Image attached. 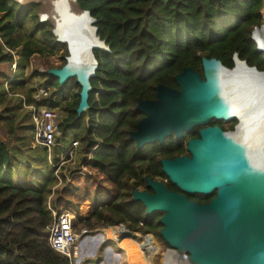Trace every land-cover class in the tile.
Masks as SVG:
<instances>
[{"label":"trees","instance_id":"obj_1","mask_svg":"<svg viewBox=\"0 0 264 264\" xmlns=\"http://www.w3.org/2000/svg\"><path fill=\"white\" fill-rule=\"evenodd\" d=\"M77 4L95 19L96 35L109 51L93 50L98 65L90 78L89 108L77 113L79 87L77 98L65 103L59 115L58 130L62 142L77 139L85 151L99 142L89 165L115 187L116 193L106 197L98 190L86 189L67 194L73 189L66 184L57 190L56 205L78 210L82 202L90 200L88 214L80 217V231L120 221L117 223L161 238V213L147 215L140 202L131 201V190L144 187L145 176L165 178L161 159L183 153L184 144L167 138L163 144L155 142L137 149L129 139V132L142 117L135 109L137 99H154L157 84L177 87L174 78L185 67L202 74V57H215L231 68L237 53L249 66L264 71L263 52L251 39L253 28L262 23L264 0H77ZM39 8L38 2L0 0V64H7L13 73H0V119L8 134L6 141L0 138V264H71L48 243L46 226L51 217L46 199L54 185L49 191L44 184L27 186L14 171L24 163L18 151L24 143L17 132L22 133L24 122L31 118L19 95L30 104L38 88H50L54 94L64 87L46 71L34 68L33 75L24 73L35 54L54 55L61 49L60 67L65 64L66 45L55 40L48 20H38ZM28 24H33L35 31L28 33ZM35 75L38 85L26 88L28 79ZM50 106L55 108L57 102ZM85 118L83 133L69 138L68 132L79 129ZM198 197L199 201L204 199Z\"/></svg>","mask_w":264,"mask_h":264},{"label":"water","instance_id":"obj_2","mask_svg":"<svg viewBox=\"0 0 264 264\" xmlns=\"http://www.w3.org/2000/svg\"><path fill=\"white\" fill-rule=\"evenodd\" d=\"M82 13L87 14L97 41L102 43L87 47L94 66L91 69L75 67L80 38L73 29L65 37H59V14L53 10L51 32L56 41L66 45L67 55L64 65L46 70L57 78L59 86L75 78L80 87L78 114L89 108L90 78L98 65L93 50L109 51L108 45L96 35L95 19L88 10L80 9ZM263 25L262 16V23L253 28L251 39L264 58V49L254 38V32ZM201 65L202 74L185 67L174 78L177 87L157 84L154 99H137L135 109L143 117L129 132V139L137 149L162 143L172 134L179 139L196 126L203 128L198 138L188 140V154L161 159L163 173L181 193L145 176V185L152 193L132 188L131 201L140 202L147 215L162 213L159 218L161 238L157 239L175 264H264V138L253 146L239 137L241 117L233 113L230 99L234 95L246 98L236 83L235 72L240 66L263 76V83L258 87L248 85L255 93L246 100L255 107L264 106V71L249 66L237 53L233 54L231 68L215 57H202ZM212 119H235V129L223 131L218 126H209ZM214 191L215 196L203 203L185 195H207Z\"/></svg>","mask_w":264,"mask_h":264},{"label":"rangeland","instance_id":"obj_3","mask_svg":"<svg viewBox=\"0 0 264 264\" xmlns=\"http://www.w3.org/2000/svg\"><path fill=\"white\" fill-rule=\"evenodd\" d=\"M16 1L19 2L20 4H26L28 2L40 3V8L37 13L38 20L39 21L48 20L53 27L54 24V20L52 18L53 0H16ZM69 2L71 3V7L73 11L75 12L80 11L79 5L77 4L76 0H69ZM43 15H45L44 18L41 17ZM262 16L264 19V10L262 12ZM26 28L28 33L31 32L32 30L35 31V27L33 24H28ZM35 33L37 37L38 32ZM61 52L62 50L60 49L54 55H44V56L38 54L33 55L29 61V64L24 68L25 75H31V74L33 75L32 69L34 68H36L38 72H44L50 67H60L61 55H62ZM2 72L5 75H10V76L13 75L7 64H0V73ZM28 81L30 83L29 86L28 85L25 86L26 88L33 87V85L37 86L38 76L37 75L33 77L31 76V78L28 79ZM43 81H44L43 77H40L39 82L42 83ZM78 89L79 86L77 85L75 78L69 79L67 84L64 85L62 91H55L53 97L49 101V104L46 103V106H49L52 102L53 103L57 102V106H55V108L61 114L63 111L62 109L65 106V103H70L71 101L77 98V92L79 91ZM16 103L17 102L14 100V104ZM25 111H26L25 109L21 111L20 116L24 115ZM2 114L3 112L0 109V115ZM85 119L81 121L79 129L68 132L69 138H71L76 133L78 134L83 133L85 129L84 128ZM32 128H33V122L29 117L24 122L22 133L17 132L18 135L21 134V139L24 143L23 145L20 144L18 147L19 154L22 155L24 163H22V165L18 167H15L14 171L16 172L17 176H20L21 179L19 181H22V184H26L27 186L30 187H36V186H40L41 184H44L46 191H49L50 187L56 184V180L54 177L53 169L48 162L47 152L39 146L34 148L30 147L32 141ZM0 138L3 141H6L8 139V134L1 119H0ZM79 163H81V160H78V167L79 166L81 167ZM16 165L17 164H15V166ZM83 166L86 167L85 168L86 170H83L81 168L82 174L73 175L70 181L66 180L65 185L68 184L73 189V192H66L67 194L70 193L73 194L76 191L77 193H80L85 191L86 189L98 190L101 193H103L106 197L116 193L115 187L111 183L107 182L104 176L99 171H97L95 168L91 167L88 164H84ZM16 180H18V178H16ZM62 188H64V184L60 190H62ZM85 203H87V207L84 205ZM82 205L84 206L81 208ZM90 205H91L90 200H85L84 202H82V204L79 205L78 212L81 215L80 217L86 216L88 214L90 210ZM80 217H76V221H75L76 233L82 230V221L80 220ZM116 222L106 226L98 224L95 225V227L92 230H83L84 234L80 237V240L78 242L80 247L79 248L80 259L83 258V260L79 264H114L113 258L107 259L108 257H106V255L104 254V252L108 250L109 247L113 249V250L111 249L113 255L116 253L121 254L120 255L121 264H130L131 261H134L132 260L133 257L131 256L129 257L124 254L125 252V251L123 252L124 249H122L120 242H118V239L115 238V235L117 234L116 227L120 229V227L123 226ZM134 231L139 232L138 230H134ZM142 236L143 237L150 236L152 238H145L144 240L143 239L138 240L137 246L141 242L146 246L145 241L146 239H148L149 241H151V243H153V250H154L153 253H150L146 246L147 250L145 252H142L144 260L146 262L151 261L154 262L155 264H161L163 261L162 259L163 252L165 251V246L163 245V243L159 241L157 237H155L150 233L142 234ZM106 237L111 240L104 241ZM130 240H135V238H130ZM86 241H88V245L85 243V247H81L80 245ZM133 249H134V253L137 255V259H141L140 257L141 255H139V253L135 251L136 248ZM73 264H76V260H73Z\"/></svg>","mask_w":264,"mask_h":264},{"label":"built area","instance_id":"obj_4","mask_svg":"<svg viewBox=\"0 0 264 264\" xmlns=\"http://www.w3.org/2000/svg\"><path fill=\"white\" fill-rule=\"evenodd\" d=\"M0 43L2 44L1 39ZM14 59H16L15 55ZM11 69L13 72L15 71V62L12 63ZM53 95L50 88L40 87L33 95V102L30 104L25 103L22 95L19 96L22 98L23 106L30 114L33 122L31 147L39 146L47 152L48 162L53 167L56 178V184L52 187L46 199V207L51 217L50 223L46 226L48 243L54 251L68 258L71 264H73V260H76L77 264L80 259L78 242L84 232L76 233L75 221L76 217L81 215L78 210H74L70 206L56 205L59 197L57 190L63 184L65 185L66 180L70 181L73 175L82 174L81 168L86 170L83 165H89L95 150L99 147V142L94 143L88 151L80 147L77 139H68L67 143L62 142L61 133L58 130L60 113L56 108L50 105L46 106ZM87 120L88 118L85 119L86 122ZM78 160H81V163H79L81 167H78ZM124 227L129 232L137 230L130 229L125 225ZM116 231L118 232L119 228L116 227Z\"/></svg>","mask_w":264,"mask_h":264},{"label":"bare ground","instance_id":"obj_5","mask_svg":"<svg viewBox=\"0 0 264 264\" xmlns=\"http://www.w3.org/2000/svg\"><path fill=\"white\" fill-rule=\"evenodd\" d=\"M52 8L59 14V19L57 21V34L60 35L59 37H65L70 32V30L73 29V31L76 32V36L80 38V47L82 49L80 48V50H77L76 52L77 61L74 63L75 67H78V69L89 67L91 69L94 66V61L90 53L87 51V47L90 45L101 46L102 44L99 43L97 41V38L95 37L94 29L90 24L91 20L88 18L86 13L80 14V11H73L69 0H53ZM41 17L44 18L45 15ZM254 38L259 42V47L261 49H264V25L261 29H257L254 32ZM235 73L239 92L245 93L247 99L253 97L255 89H250L248 85H252V87H258V84L260 82L263 83V76L254 74V71L252 69H244L240 66L237 67ZM246 98L245 96H230L233 106V113L241 117V122L237 130L239 137L247 143L256 146L258 145V142L263 140L264 138V106L262 105V107L260 106V108L257 106L255 107V104L249 103ZM123 226L120 227L119 231L115 235V238L118 239V242H120L122 249H124L123 252L125 251L127 256L135 255L137 259V255L134 253L133 248H136L135 251H137L139 255H141V252H145L147 248L150 253H153V243H151V241H149L148 239H146L145 241L147 248L142 242L137 246L138 240H144L145 238L152 237H143L139 232L135 231L129 232ZM130 238H135V240H130ZM164 252L162 258L163 261L161 264H175ZM140 257L141 259H137V261H131L130 264H155L151 261L146 262L144 258H142V255Z\"/></svg>","mask_w":264,"mask_h":264},{"label":"flooded vegetation","instance_id":"obj_6","mask_svg":"<svg viewBox=\"0 0 264 264\" xmlns=\"http://www.w3.org/2000/svg\"><path fill=\"white\" fill-rule=\"evenodd\" d=\"M142 117H143V114H142ZM141 117V118H142ZM140 118V119H141ZM209 126H218L219 128H221L223 131H228V130H234L235 129V125H236V121H234V119L232 120H216V119H212L210 120ZM203 128L202 126H196L194 127L191 131L189 132H184L182 137L179 138V139H176V137L172 134L171 136L167 137V138H172V139H175L176 140V144H184V152L181 153V154H174L173 157H169V158H162V159H172L176 156H183V155H186L188 154L187 152V149H186V146H187V142L188 140L190 139H194V138H198L199 137V130ZM166 138V139H167ZM165 139V140H166ZM164 140V142H165ZM162 142V144L164 143ZM163 172V171H162ZM166 176V175H165ZM153 179H157L159 181H161L162 183H164V185L169 189V190H172V191H175V192H178V193H181V191L174 185L170 182L169 178L166 176L165 178H162V177H155ZM170 183L171 186H168V184ZM138 189L140 190H143V191H147L149 193H152V190L150 188H147L146 185L144 187H139ZM185 195L190 199V200H193V201H196L198 203H203V202H209L214 196H215V191L212 192L211 194H207V195H204V194H186ZM198 195L204 197V199L202 200H198V199H201V197H198ZM197 196V197H196ZM196 197V198H194ZM161 213V212H160ZM162 215V213H161ZM120 222V221H119ZM105 255L106 252H104Z\"/></svg>","mask_w":264,"mask_h":264},{"label":"crops","instance_id":"obj_7","mask_svg":"<svg viewBox=\"0 0 264 264\" xmlns=\"http://www.w3.org/2000/svg\"><path fill=\"white\" fill-rule=\"evenodd\" d=\"M105 240H108V241H109V240H111V239H109V238L106 237V239H104V241H105ZM102 241H103V239H102ZM106 242H107V241H106ZM85 243L88 245V241H86V242H84L83 244H81L80 246H81V247H85ZM111 249H112V248L109 247V249L105 251L106 254H107L106 257H108L107 259H111V258H113V261L115 262L114 264H121V262H120V261H121V260H120V259H121V256H120L121 254H120V253H116V254L113 255L112 252H111L113 249H112V250H111ZM111 255H112V257H111ZM125 255H126V252H125ZM141 255H142V252H141ZM126 256H127V255H126ZM129 257H130V256H129ZM131 257H133L132 260H136V261H137L135 255H133V256H131ZM142 258H143V255H142ZM82 260H83V258L79 259V260L77 261V264H79ZM111 262H112V261H111Z\"/></svg>","mask_w":264,"mask_h":264}]
</instances>
